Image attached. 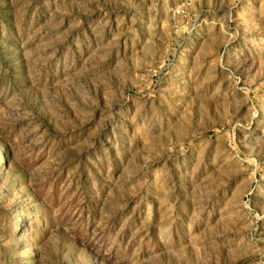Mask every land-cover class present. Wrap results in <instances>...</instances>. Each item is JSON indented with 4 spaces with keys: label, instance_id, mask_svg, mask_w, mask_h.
<instances>
[{
    "label": "rangeland",
    "instance_id": "374dc122",
    "mask_svg": "<svg viewBox=\"0 0 264 264\" xmlns=\"http://www.w3.org/2000/svg\"><path fill=\"white\" fill-rule=\"evenodd\" d=\"M0 264H264V0H0Z\"/></svg>",
    "mask_w": 264,
    "mask_h": 264
}]
</instances>
